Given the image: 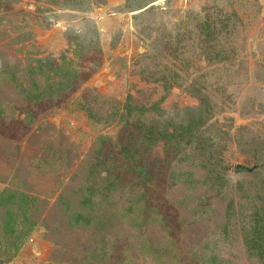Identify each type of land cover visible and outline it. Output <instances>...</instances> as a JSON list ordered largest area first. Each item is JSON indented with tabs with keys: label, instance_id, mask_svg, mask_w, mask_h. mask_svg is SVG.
Wrapping results in <instances>:
<instances>
[{
	"label": "rangeland",
	"instance_id": "374dc122",
	"mask_svg": "<svg viewBox=\"0 0 264 264\" xmlns=\"http://www.w3.org/2000/svg\"><path fill=\"white\" fill-rule=\"evenodd\" d=\"M0 264H264V0H0Z\"/></svg>",
	"mask_w": 264,
	"mask_h": 264
},
{
	"label": "water",
	"instance_id": "95a60500",
	"mask_svg": "<svg viewBox=\"0 0 264 264\" xmlns=\"http://www.w3.org/2000/svg\"><path fill=\"white\" fill-rule=\"evenodd\" d=\"M236 170H237L238 172H241V171H251V168H248V167H245V166H243V165H241V164H238V165L236 166Z\"/></svg>",
	"mask_w": 264,
	"mask_h": 264
}]
</instances>
